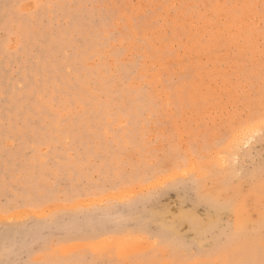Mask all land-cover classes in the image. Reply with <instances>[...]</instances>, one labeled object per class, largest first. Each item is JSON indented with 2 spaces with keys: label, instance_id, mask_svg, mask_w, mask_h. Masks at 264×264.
I'll use <instances>...</instances> for the list:
<instances>
[{
  "label": "rangeland",
  "instance_id": "obj_1",
  "mask_svg": "<svg viewBox=\"0 0 264 264\" xmlns=\"http://www.w3.org/2000/svg\"><path fill=\"white\" fill-rule=\"evenodd\" d=\"M0 264H264V0H0Z\"/></svg>",
  "mask_w": 264,
  "mask_h": 264
},
{
  "label": "bare ground",
  "instance_id": "obj_2",
  "mask_svg": "<svg viewBox=\"0 0 264 264\" xmlns=\"http://www.w3.org/2000/svg\"><path fill=\"white\" fill-rule=\"evenodd\" d=\"M231 2H232V1H231ZM231 2H230V3H231ZM234 6H236V5H233V7H234ZM220 9H221V8H220ZM223 10H224V9H223ZM223 10H222V11H223ZM227 10H228V9H227ZM229 10H232V7H231ZM224 15H225V14H224Z\"/></svg>",
  "mask_w": 264,
  "mask_h": 264
}]
</instances>
